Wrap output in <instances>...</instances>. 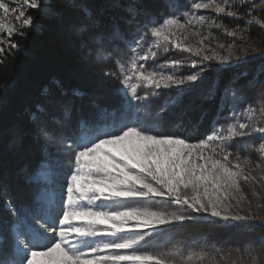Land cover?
Segmentation results:
<instances>
[{
	"label": "snow or ice",
	"instance_id": "1",
	"mask_svg": "<svg viewBox=\"0 0 264 264\" xmlns=\"http://www.w3.org/2000/svg\"><path fill=\"white\" fill-rule=\"evenodd\" d=\"M191 7L239 16L229 0H193ZM34 14L57 21L65 43L81 63L106 67L110 55L123 53L115 60L116 70L101 67V76L104 83L118 82L122 87L117 92L130 100H148L161 88L203 83L200 74L177 76L175 71H165L166 65L148 62L157 61L158 50L170 51L169 45L181 35L185 40L188 35L200 36L190 26L204 27L209 20L204 15L189 14L184 22L174 14L157 17L144 0H12L11 4L0 0V65L6 63V53L19 51L11 38L23 37L35 27ZM213 26L223 27L211 19L207 27ZM149 35L156 40L145 47ZM176 47L197 56L205 51L181 43ZM233 47L229 46V56L213 51L204 59H216L225 66L222 70L238 66L230 59ZM237 61L249 63L239 57ZM169 63L175 69L183 62ZM260 74L264 76V66ZM246 75L237 74V79ZM55 84L33 105L28 129L15 136L22 150L30 143L38 145L35 163L22 177L27 196L0 174V264H191L205 260L208 253H186V260H177L181 253L153 246L149 239L153 232L161 226L196 221L194 214L224 221L257 219L254 213L241 216L235 209L244 211L245 200L251 205L241 182L255 186L251 173L259 169L264 176V159L242 156L230 142L235 137L264 134V122L258 124L253 117L260 113L264 121V80L259 81V96L253 98L261 103L249 104L248 116L238 124L240 131L232 124L227 134L217 130L195 143L179 133L157 132L152 124L109 122L106 117L114 112L110 114L95 100L93 111L85 114L74 101L83 93L72 89L69 95L62 81ZM256 85L255 78L241 84L242 95ZM144 89L154 91L145 93ZM233 113L239 115L235 109ZM158 115L162 120H183L175 108H162ZM259 139L258 151L264 158V136ZM53 157L58 168L67 164L58 201L48 196L50 186L40 182L52 170ZM260 249L264 256V240Z\"/></svg>",
	"mask_w": 264,
	"mask_h": 264
},
{
	"label": "rangeland",
	"instance_id": "2",
	"mask_svg": "<svg viewBox=\"0 0 264 264\" xmlns=\"http://www.w3.org/2000/svg\"><path fill=\"white\" fill-rule=\"evenodd\" d=\"M153 1L160 3V8H150V0H144L157 17L166 18L174 14L181 19V22H184L189 14L204 15L209 18L204 27L190 26L191 31L199 32L200 36L188 35V39L185 40L181 35L180 40H174L169 45L170 51L158 50L157 61L148 62L166 65L164 70L175 71L177 76L189 73L200 74L204 77L203 83H186L179 89L175 86L167 90L161 88L156 90L158 91L157 96H149L148 100H130V97L117 92V89L122 87L118 82L104 83L101 76V67L105 71L116 70L115 60L123 53L110 55V62L106 67L81 63L77 59L75 50L65 43L60 31L65 53L76 64L86 66L100 77L101 84L91 89L86 96L107 108L110 114L114 112V115L106 117L109 122L115 119L126 123L152 124L156 126L154 130L157 132L182 134L185 131L184 136L189 138L191 135H196L200 124L211 117L210 124L200 140L206 139L208 135L217 130L227 134V129L232 124H236V131H240L238 124L248 116L249 104L254 103L259 106L261 103L253 98L259 96V81L264 80V76L260 74V69L264 66V0H229V3L234 6L231 10L239 12L238 17L217 15L212 9L195 10L191 7L193 0ZM8 2L11 4L12 0ZM196 2H209V0H196ZM219 2L220 0H217V3ZM253 16L256 17L255 21L252 19ZM211 19H215L223 27L213 26L209 30L207 23ZM15 23L18 25L19 21ZM209 31L212 33L211 36L208 34ZM233 31L236 35H229ZM201 39H203L202 44L199 43ZM155 40L156 38L149 35L143 42L144 46H150ZM177 43H181L183 47L195 45L196 48H204L205 51L197 56L192 52L178 49ZM220 44L224 47L220 48ZM230 45L234 46L230 59L238 66L222 70L225 66L216 59H204L205 56H212L213 51L221 56H229ZM238 57L247 59L249 63H239ZM174 59H179L183 63L172 69L169 62ZM241 73L247 75L237 79V74ZM254 78L257 85L242 95L240 85ZM232 89L236 91L235 96ZM152 91L154 89L143 90L145 93ZM162 108L177 109L182 113L183 120L179 123L173 120H162V117L158 115ZM233 109L239 115H234ZM195 110L201 113L199 122L186 129L184 119L187 114ZM253 117L258 124L264 122L261 120L260 113H254ZM186 131H188L187 135ZM261 136L264 134L254 133L252 136L235 137L230 143L241 151L242 156L251 155L254 160L264 159L260 157L258 151ZM63 165L62 169L58 168L57 161L53 157L52 170L46 175L51 179L50 188L56 194V201L59 200L61 185L64 183V171L67 170L66 161ZM251 175L256 178L255 186L252 182H241L243 192L251 201V205L245 200L241 205L245 210L241 211L240 208H236L235 211L241 216L254 213L257 219L224 221L204 214H194L197 216L196 221L161 226L155 230L153 237L149 238L153 246L157 250L181 253V256L176 257L177 260H186V253L202 250L208 253L205 260L193 261L191 264H233V262L235 264H264V256L261 255L260 249V242L264 240V176L259 169L253 171ZM254 193H259V195H254ZM170 207L178 206L171 205Z\"/></svg>",
	"mask_w": 264,
	"mask_h": 264
},
{
	"label": "trees",
	"instance_id": "3",
	"mask_svg": "<svg viewBox=\"0 0 264 264\" xmlns=\"http://www.w3.org/2000/svg\"><path fill=\"white\" fill-rule=\"evenodd\" d=\"M160 6V3L150 0V8ZM34 26L26 30L23 37L14 35L11 38L19 45V51L6 53L3 57L6 63L0 65V174L12 180L22 196H27L22 177L35 163L38 145L30 143L28 149L22 150L15 136L17 132L28 129L33 105L42 100L45 89L56 87L55 82L62 81L69 95L72 89L83 93L74 101L77 109L87 114L93 111V101L86 95L101 84L97 74L84 65L76 64L65 53L57 21L34 14ZM5 85L8 86L6 94ZM200 114L197 110L187 114L184 119L186 129L199 122ZM210 120L211 117L200 124L196 135L189 137L191 142L202 138Z\"/></svg>",
	"mask_w": 264,
	"mask_h": 264
},
{
	"label": "bare ground",
	"instance_id": "4",
	"mask_svg": "<svg viewBox=\"0 0 264 264\" xmlns=\"http://www.w3.org/2000/svg\"><path fill=\"white\" fill-rule=\"evenodd\" d=\"M50 196H53V194H51Z\"/></svg>",
	"mask_w": 264,
	"mask_h": 264
}]
</instances>
